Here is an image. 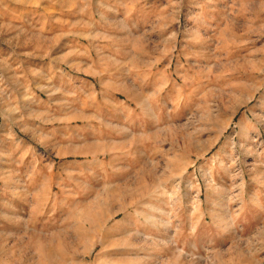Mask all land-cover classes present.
Here are the masks:
<instances>
[{
  "label": "rangeland",
  "instance_id": "374dc122",
  "mask_svg": "<svg viewBox=\"0 0 264 264\" xmlns=\"http://www.w3.org/2000/svg\"><path fill=\"white\" fill-rule=\"evenodd\" d=\"M90 261L264 264V0H0V264Z\"/></svg>",
  "mask_w": 264,
  "mask_h": 264
},
{
  "label": "bare ground",
  "instance_id": "6f19581e",
  "mask_svg": "<svg viewBox=\"0 0 264 264\" xmlns=\"http://www.w3.org/2000/svg\"><path fill=\"white\" fill-rule=\"evenodd\" d=\"M131 197V196H130ZM94 234V233H93ZM106 239V238H105ZM92 240V239H91ZM95 240V239H94ZM102 241V240H101ZM92 242V241H91ZM104 243L106 242V241H103ZM87 244H90V243H87ZM103 245V244H102ZM105 246V245H104ZM87 247V246H86ZM88 247H90V246H88ZM94 248V247H93ZM92 248V249H93ZM92 249H91V247H90V249H88V250H86L85 252H84V254H82V252H81V255H83V257H84V259L88 256V255H90V253H91V251H92ZM82 250H84V249H82ZM77 252V251H76ZM78 253V252H77ZM93 256V255H92ZM82 257V258H83ZM84 262H85V260H83ZM80 262V261H79ZM76 263H77V261H76ZM75 263V264H76ZM86 264H95L93 261H90V262H88V263H86Z\"/></svg>",
  "mask_w": 264,
  "mask_h": 264
}]
</instances>
